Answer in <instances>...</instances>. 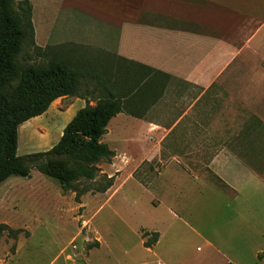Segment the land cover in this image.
I'll return each mask as SVG.
<instances>
[{
  "label": "rangeland",
  "instance_id": "obj_1",
  "mask_svg": "<svg viewBox=\"0 0 264 264\" xmlns=\"http://www.w3.org/2000/svg\"><path fill=\"white\" fill-rule=\"evenodd\" d=\"M142 4V0H36L33 16L42 30L49 31L48 40L42 41V35L37 42L34 40V45L41 48L39 52L28 36L19 59L23 64L67 59L85 71L103 61L107 63L108 56L102 50L109 46L108 21L136 18L138 11L126 8H140ZM253 63L252 67H259L256 61ZM256 75L252 92L264 107V73ZM95 82L82 77L77 97L57 100L43 117L21 128L17 155L54 146L86 99L95 104L99 97L93 93ZM120 120H111L102 138L115 156L98 165L93 181L76 185V192L86 189V193L63 191L57 180L34 169L29 177H10L0 185V225H6L0 229V264H155L156 257L143 246V241L151 238L142 241V233L155 228L158 218L155 212L147 213L145 199L132 183L121 186L129 176V171L120 168L128 156L123 140L132 129ZM242 127L253 130L243 139L244 168L255 171L263 185L245 186L238 197L218 193L220 190L212 185L200 199L185 201V207L175 210L230 263L264 264L255 255L256 251L264 253V118L261 121L245 115ZM154 164L139 166L136 179L154 186ZM117 172L123 175L109 187L110 192L105 194L109 188L98 192L106 184L104 177L118 176ZM244 178L248 179L246 175ZM115 192L116 196L108 200ZM179 225L172 223L165 241L153 252L160 251L162 259L175 264L225 262L220 256L211 255L203 240L179 230ZM167 241L175 244L172 253L163 248ZM181 259H185L183 263Z\"/></svg>",
  "mask_w": 264,
  "mask_h": 264
},
{
  "label": "crops",
  "instance_id": "obj_2",
  "mask_svg": "<svg viewBox=\"0 0 264 264\" xmlns=\"http://www.w3.org/2000/svg\"><path fill=\"white\" fill-rule=\"evenodd\" d=\"M27 1L34 40L44 35L41 39L46 42L49 31L42 30L33 16L36 0ZM142 3L140 8H126L138 11L136 18L108 21L109 46L102 50L112 81L122 78L124 84L117 89L127 90L126 108L113 118L132 129L123 140L128 156L119 167L129 176L121 186L132 183L144 197L147 213L155 212L158 218L155 228L143 230L158 235L151 247H144L156 257L155 264H175L153 250L159 249L176 222L181 224L179 230L203 240L211 255L227 264L230 260L175 209L185 207V201H197L212 185L231 197L243 194L245 186L263 185L255 171L244 168L243 139L253 130L243 129L242 123L245 115L264 118V107L252 92L256 74L264 73V0ZM255 61L259 67H252ZM49 110L20 125L18 132ZM151 162L157 172L154 186L135 176L139 166ZM122 175L107 177H113L116 185ZM163 248L172 253L175 244L168 242ZM255 255L264 260L262 251Z\"/></svg>",
  "mask_w": 264,
  "mask_h": 264
},
{
  "label": "trees",
  "instance_id": "obj_3",
  "mask_svg": "<svg viewBox=\"0 0 264 264\" xmlns=\"http://www.w3.org/2000/svg\"><path fill=\"white\" fill-rule=\"evenodd\" d=\"M32 8L27 0H0V185L10 177L26 178L31 170L57 180L63 191L76 192L80 182L93 181L99 172L98 165L109 162L114 152L102 141L109 122L126 103V89L122 78L112 81L109 63L101 62L90 70L67 59L52 58L46 63L23 64L19 59L28 36L34 45L31 23ZM35 46V45H34ZM37 51L40 47L35 46ZM95 82V104L79 109L63 128L58 142L49 150L17 155L18 129L28 120L43 115L59 98L77 97L82 77ZM106 184L98 192L112 185L113 177H104ZM1 228L6 225L1 224ZM144 247H151L157 233H142ZM232 264V263H227Z\"/></svg>",
  "mask_w": 264,
  "mask_h": 264
}]
</instances>
